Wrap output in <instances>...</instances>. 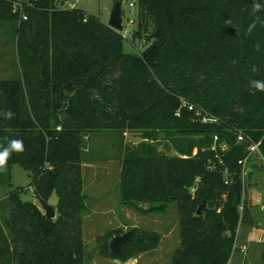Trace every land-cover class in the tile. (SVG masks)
Wrapping results in <instances>:
<instances>
[{
    "label": "trees",
    "instance_id": "16d2710c",
    "mask_svg": "<svg viewBox=\"0 0 264 264\" xmlns=\"http://www.w3.org/2000/svg\"><path fill=\"white\" fill-rule=\"evenodd\" d=\"M255 2L136 0L134 35L152 26L145 34L152 40L130 53L124 51L122 33L99 17L58 7L56 0H30L29 17L16 39L19 77L0 79V150L13 139L24 143L6 165L17 163L41 174L44 166L81 159L83 131L141 129V142L122 152L121 200L189 199L192 187L194 200L223 196L220 206L203 216L181 213L175 203L183 241L173 264H227L237 227L250 217L242 198V165L252 142H259L264 159V92L249 84L264 80V6L253 15ZM38 6L49 10L44 34L33 9ZM212 117L222 125L209 122ZM178 121L188 127L169 126ZM239 133L242 141H237ZM43 192L55 193L59 203L83 207L70 184L48 178ZM21 196L17 188L0 202L12 207L3 220L19 247L16 264H82L84 243L74 211L64 213L66 221L59 216L54 222ZM17 207L21 214L13 211ZM28 218L39 229L26 238L19 231L20 242L12 228ZM120 233L102 235L101 253L124 259L157 248L161 240L158 231L137 228L116 255L108 242ZM8 251L1 248L0 254Z\"/></svg>",
    "mask_w": 264,
    "mask_h": 264
},
{
    "label": "rangeland",
    "instance_id": "374dc122",
    "mask_svg": "<svg viewBox=\"0 0 264 264\" xmlns=\"http://www.w3.org/2000/svg\"><path fill=\"white\" fill-rule=\"evenodd\" d=\"M115 1L117 0H67L60 4V0H56L58 7L80 8L88 15L99 17L106 24ZM30 4V0H0V79L19 77L16 39L21 22L29 17L27 12L30 11ZM33 9L38 13L36 18L44 34V31L49 28V19L44 17L48 15L49 10L42 6ZM121 14L123 25L121 33L125 37L124 51L130 53L142 51L152 40L151 37L145 36L152 30V26H149L147 33L134 35L138 22L136 0H121ZM209 120L215 126L221 124L217 117ZM190 121L197 122L193 119ZM177 125L188 127V124L181 125V121L171 123L169 126ZM140 130L122 127L116 130L83 131L81 159L65 165L44 166L39 169L41 174L29 173L28 169L17 163L5 165L3 169H0V202L5 200L12 191L20 188L22 189L21 199L36 204L39 212L44 216V205L49 204L55 212V216L50 218L54 222L59 216L66 221L65 214L73 210V217L79 219L82 230L84 243L82 264H173L183 241L182 223H180V215L175 203L178 202L181 213L184 211L193 215L196 214L199 205L205 202V206L199 213L203 216L204 211L208 209L216 210L223 196L199 201V198L191 199L194 198L191 190L189 199H186L184 195L179 200H171V202L153 199L125 204L119 195L122 152L125 146H133L141 142ZM242 130L244 129L241 127L239 131ZM246 139L250 138L246 136ZM158 149L164 150L162 145L158 146ZM167 153L170 156L177 155L171 150ZM242 170L244 181L242 198L246 200L250 217L247 216L248 222L237 227L231 251L232 257L229 258L232 260L230 264H264V159L262 155L258 152L248 154ZM48 178H51L55 184L56 182L70 184L72 189L77 190V197L82 200L83 207L78 208V204L74 205L73 202H70L72 205H67L66 200L59 203L55 193L47 195L43 192L44 183ZM163 208L165 209L162 210ZM11 210L12 207L8 203H0V249L9 250L8 253L0 254V264H16L14 249L18 251L19 247L15 248L3 220L4 217H8ZM13 211L21 214L19 207ZM134 227L158 231L161 234L158 247L132 254L124 259L112 258L101 253L105 241L102 235L110 230L124 232ZM38 229L39 227L33 225L28 218L26 222H19L12 231L15 239L20 241L19 231L26 232L28 234L26 238L36 234Z\"/></svg>",
    "mask_w": 264,
    "mask_h": 264
},
{
    "label": "water",
    "instance_id": "95a60500",
    "mask_svg": "<svg viewBox=\"0 0 264 264\" xmlns=\"http://www.w3.org/2000/svg\"><path fill=\"white\" fill-rule=\"evenodd\" d=\"M257 3H260L261 0H256ZM107 25L116 31L121 32L123 29L122 25V14H121V2L119 0L115 1L112 5L110 10L109 19ZM205 206V202L199 205L198 209L196 210V214H199L202 208ZM45 208V216L48 218H53L55 216V212L53 208L49 204L44 205ZM137 228H131L127 231H124L120 234L115 235L109 241V249L113 254L121 255L122 254V247L125 242L135 236Z\"/></svg>",
    "mask_w": 264,
    "mask_h": 264
},
{
    "label": "clouds",
    "instance_id": "9594fccd",
    "mask_svg": "<svg viewBox=\"0 0 264 264\" xmlns=\"http://www.w3.org/2000/svg\"><path fill=\"white\" fill-rule=\"evenodd\" d=\"M264 6V0H261L260 3L255 2L254 6L252 8V14L255 15L261 7ZM255 25H251L249 28V31H251V28ZM253 72L257 71L255 67H253ZM250 88L254 90H258L261 92H264V80H256L252 79L249 81ZM13 113L8 112L7 116L11 118ZM24 150V143L21 139H13L9 142L7 147H4L2 150H0V169H3L4 166L7 164V161L9 159V156L12 152H22Z\"/></svg>",
    "mask_w": 264,
    "mask_h": 264
},
{
    "label": "built area",
    "instance_id": "2783aa9c",
    "mask_svg": "<svg viewBox=\"0 0 264 264\" xmlns=\"http://www.w3.org/2000/svg\"><path fill=\"white\" fill-rule=\"evenodd\" d=\"M130 5H133L132 3H130ZM131 22V21H130ZM129 24V22H128ZM188 108L191 110L193 109V106L189 105ZM178 114V112L176 113ZM243 140V137H242V134L239 133L238 136H237V141H242ZM248 154H252V153H255V152H259V142H252L249 146H248ZM248 159V155L243 159V164L246 162V160ZM243 177V176H242ZM225 183L228 182V180L225 178ZM192 191L195 190L194 187L191 188ZM242 204L239 205V209L242 210Z\"/></svg>",
    "mask_w": 264,
    "mask_h": 264
},
{
    "label": "crops",
    "instance_id": "0c3cea01",
    "mask_svg": "<svg viewBox=\"0 0 264 264\" xmlns=\"http://www.w3.org/2000/svg\"><path fill=\"white\" fill-rule=\"evenodd\" d=\"M231 257H232V256H231ZM231 261H232V260H231V259H229V260H228V262H227V264H230V263H231Z\"/></svg>",
    "mask_w": 264,
    "mask_h": 264
}]
</instances>
